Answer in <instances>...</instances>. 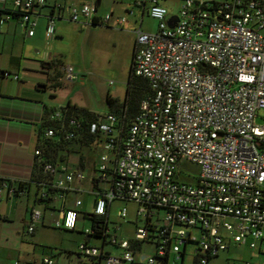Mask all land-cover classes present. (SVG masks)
<instances>
[{
	"label": "built area",
	"instance_id": "obj_1",
	"mask_svg": "<svg viewBox=\"0 0 264 264\" xmlns=\"http://www.w3.org/2000/svg\"><path fill=\"white\" fill-rule=\"evenodd\" d=\"M46 3L0 0V29L17 16L28 36H34ZM135 3L147 7L158 21L154 33L136 31L134 51L135 74L149 81L152 94L143 100L118 153L117 116L107 112L92 125L93 132L100 130L107 138L101 143L96 179L103 182L111 169L119 175L116 190L101 186V191H94V214L106 215L119 196L132 201L135 219L144 221L137 220L133 239L145 240L152 233L147 221L163 236L153 244L154 252L144 256L146 264H164L172 255L180 260L190 244L203 255L201 264L233 245L256 250L257 264H264V124L258 123L264 118V0H182L177 15H171L161 0ZM63 17L93 25L97 7L57 3L48 14L47 40L54 39L56 20ZM98 19L109 25L113 15ZM125 21L119 18L116 24ZM63 71L65 81L77 80L74 67ZM60 116L57 111L52 119ZM53 135V129L45 133L48 138ZM183 160L200 166L195 182L180 178ZM68 170L45 165V172L55 176V186L66 192L75 178H85L83 172ZM80 206L82 200L76 202ZM42 215L40 209L33 210L29 233ZM129 215L127 206L118 212L124 222ZM79 217L76 208L66 209L57 226L77 230ZM110 224L108 244L120 249V255L86 242L79 246L81 254L102 264L141 262L143 253L136 252L129 239L110 233ZM85 232L93 234L92 229ZM43 264L55 262L45 258Z\"/></svg>",
	"mask_w": 264,
	"mask_h": 264
},
{
	"label": "crops",
	"instance_id": "obj_2",
	"mask_svg": "<svg viewBox=\"0 0 264 264\" xmlns=\"http://www.w3.org/2000/svg\"><path fill=\"white\" fill-rule=\"evenodd\" d=\"M61 1L67 8L74 5L94 4L97 7L98 18H103L109 13L113 15V19L109 25L96 26L111 28L112 25H116L117 19L123 17V14L126 13L133 16H137V14L141 15L139 27L141 28L144 17L146 15L149 16L147 7L136 4L135 0ZM161 1L162 5L165 6V3L170 0ZM54 2L55 0H50L49 4L53 5ZM181 3L182 0L180 1V5ZM49 13L50 9L48 8L40 10L34 36H28L26 29L22 27L18 19L7 22L0 29V178L11 181L14 187H17L18 182H28L31 180L36 159L37 133L41 127L46 109L60 108L66 105L62 103L57 104L56 92H49L50 97H48V90L54 84L48 79V73L51 71L46 72L50 70L49 62L58 60L59 56L63 55L60 42L67 37L66 26L71 21L66 17L56 20L55 37L51 40L53 45L50 41L48 43V46L50 45L51 47V52L49 54L44 53L41 60L42 63H39L47 68L46 71L41 70L37 62L33 64L25 62L27 60L25 58L27 48L29 46L41 48L45 38H47L46 30L49 24ZM76 24L81 25L82 29L95 26H86L82 23ZM37 52L40 51L38 50ZM4 72L9 73V75L6 76ZM76 72L78 73L77 79H79L80 71L76 69ZM48 81L50 82L48 83ZM44 85L47 87H44ZM92 111L100 114L108 112V110L103 112L95 109H92ZM98 147H101V145ZM97 151L93 152V163H89V165H85L84 167H79L78 165L68 167V171L83 172L85 178H75L71 189L65 195L56 197L52 209L37 207L34 197L35 188H32L28 192L20 191L19 193H16L14 188L2 187L0 189V231H2L0 233V264H32L33 258L37 264V257H34V252L40 249L39 245H49L53 248H59L57 245L58 241L54 237L55 233H62L65 230L57 226V222L62 220L64 210L76 208L80 213H94V180L96 179V169L98 168L100 157L99 154V156L97 155ZM89 168L93 170L91 176L86 174V170ZM103 185L101 186L103 187ZM78 200H82V206L77 208L76 202ZM86 203L90 204L92 210H87ZM114 203L109 211L111 222ZM123 206L125 205H122L119 210ZM35 209L42 211V220L37 223L35 231L29 233V227L32 224V213ZM119 210H117V214ZM133 213L135 217V211ZM79 216L78 229L70 232L80 233L83 230L91 229V227L87 228L85 223L82 224L83 227H80L81 221H86V218L82 214ZM132 221H135V218L134 220L128 219L125 222L116 223L119 228L117 230H115L114 226L110 227L109 225L110 233L116 232L119 238L128 239L133 235L126 223L130 224ZM31 236V239L26 240V238H30ZM85 236L84 242L89 241L91 246H95L91 243L92 238L87 235ZM95 247H103L106 252L112 255H120L121 253L120 249L112 247L109 244L102 246V242L101 246ZM57 250L53 249L50 255H44V259L47 258L45 256H49L55 264H60V259L57 257L64 255L66 264H102L86 258L81 254L79 249L71 250L64 247V249ZM154 250V245H146L140 261L145 262L144 256H149ZM172 256H170L169 262H171ZM61 261H63V258H61Z\"/></svg>",
	"mask_w": 264,
	"mask_h": 264
},
{
	"label": "rangeland",
	"instance_id": "obj_3",
	"mask_svg": "<svg viewBox=\"0 0 264 264\" xmlns=\"http://www.w3.org/2000/svg\"><path fill=\"white\" fill-rule=\"evenodd\" d=\"M181 0H170L165 3V7L168 9L171 15H177L179 12ZM115 11V10H113ZM124 13V12H123ZM122 13V14H123ZM110 14V13H109ZM121 19H125L124 25L120 26L114 24L111 28L106 26H91L86 29H82L81 25L68 22L66 26L67 37L60 42L63 55L59 56L56 60L57 63L65 66H72L79 72V79L72 83H68L61 78L62 85L60 88L55 89L50 86L49 92L57 93L56 100L58 103L67 104L71 102L81 108L95 109L97 111L105 112L108 110L107 96L111 95L117 98L122 103L125 102L127 97V91L130 79V70L132 66V60L136 45V31L141 24V15L133 16L129 14H123ZM145 32L154 33L158 29V21L150 16H145L141 26ZM49 40L45 38L44 44L41 48L29 46L26 51L25 62L42 63V56L44 53H50ZM50 43L53 45L52 41ZM40 52H37V51ZM24 58V56L22 55ZM41 70H47L43 64H39ZM51 71V72H49ZM49 72V73H48ZM46 73L49 74V80L57 74L56 69H50ZM50 81H48L49 83ZM71 100V101H70ZM54 101V100H53ZM60 107V106H59ZM259 124H264V118L258 119ZM96 147L82 149V155L86 157L85 165L93 163V152ZM103 153V148L98 147L97 155ZM98 155V156H99ZM79 156L71 157V165H78ZM81 167V165H78ZM178 173L183 181L195 182L196 178L201 173L199 165L183 160L178 167ZM86 174L91 176L93 170L91 168L86 170ZM124 205L122 202H115L113 206V212L111 215L113 227L115 224L123 220L118 217L117 210ZM130 210L129 219L134 220V211L136 205L129 203L127 205ZM87 210H92L89 203H86ZM124 222V221H123ZM131 222V221H130ZM86 224L87 228L91 227L89 220L81 221L82 224ZM129 226L132 235L135 234V226L132 223H126ZM82 229V228H81ZM2 233V231H0ZM85 235L76 232L62 231V233H55V239L58 241L59 248H53L49 245H39L40 249L34 252V257H37V264H42L44 255H50L53 249H64V247L71 250L79 249V245L84 242ZM32 236L27 239H31ZM92 245L101 246V241L92 239ZM184 249V248H183ZM57 250V251H58ZM194 245L190 244L187 247L186 259L183 264H193L194 262ZM1 256V255H0ZM33 256V255H32ZM50 258L49 256H45ZM60 264L65 263V256L59 255ZM63 258V261H61ZM258 254L256 250L251 249L249 246H236L233 245L229 251L222 252L220 256L210 262V264H257ZM32 264L34 258L32 259ZM170 264H182L181 260H177L176 256H172Z\"/></svg>",
	"mask_w": 264,
	"mask_h": 264
},
{
	"label": "trees",
	"instance_id": "obj_4",
	"mask_svg": "<svg viewBox=\"0 0 264 264\" xmlns=\"http://www.w3.org/2000/svg\"><path fill=\"white\" fill-rule=\"evenodd\" d=\"M62 1L55 0L53 5ZM47 0L46 5L42 8H48L52 12L54 6ZM17 19V16L15 17ZM93 25H101L99 19L96 18L93 21ZM50 69H56L57 74L51 78L53 88H60L62 85L61 78L64 77L63 65L57 63L56 60L49 62ZM134 56L132 60L129 86L127 91V97L124 103L111 95L107 96L108 113H112L117 116V134L115 138L116 152L122 150L125 140L127 138L129 128L139 115L141 110V104L143 100L152 94V89L148 80L139 77L134 71ZM7 73V72H4ZM9 74V73H7ZM44 87H47L44 85ZM57 111H60L61 116L58 119H52ZM104 116L100 113L92 111L90 109L81 108L72 102H68L65 106L60 108H47L43 117L41 127L37 133V150L41 152L40 156H36L35 164L31 180L28 182H18L17 187H14L11 181L0 178V184H6L9 188H14L16 193L20 191H30L35 188V204L37 207H43L45 209H52L54 206V200L56 197L65 195L67 192L60 190L55 186V176L45 172V165L52 163L55 166L61 167L71 166V157L79 156L78 165L85 166L86 157L82 155L81 150L92 148L97 151L98 146L101 145L107 138L100 130L92 131V125L103 119ZM48 129L54 130V135L50 138L45 136ZM96 173L98 170L96 169ZM97 178V177H95ZM107 179L101 182L100 179L94 180V191H101V185L106 189H115L116 183L119 179V175L114 169L107 171ZM116 201L124 203L127 206L129 203H133L129 199L123 196H119ZM110 207V206H109ZM128 207V206H127ZM129 208V207H128ZM107 209H109L107 207ZM85 215L86 220L91 223V229L93 234H87L85 230L80 233L87 235L90 238L100 240L102 246L108 245V239L110 237L107 234L108 224L110 222L109 211L106 215L99 216L94 213H80L79 215ZM138 219L132 221V224L136 227L138 225ZM144 223L143 220H138ZM148 230L152 231L145 240H134L133 236L128 239L133 245V249L136 252H143L146 245L157 244V241L163 238L160 231L155 230L154 227L147 221ZM66 230V229H65ZM68 231V230H66ZM75 231V230H74ZM158 234V235H157ZM86 243H90L86 241ZM189 243H192L189 241ZM187 247H185L181 253L182 264L185 261L187 254ZM201 258L203 255L200 252H194L193 264H201ZM208 263L212 261L208 257ZM133 264H146L145 262H134ZM164 264H169V256L164 259Z\"/></svg>",
	"mask_w": 264,
	"mask_h": 264
}]
</instances>
